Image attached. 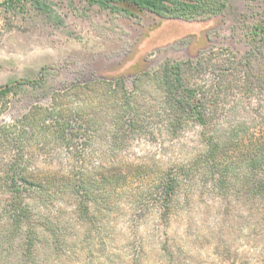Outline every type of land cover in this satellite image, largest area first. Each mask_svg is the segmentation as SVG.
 Listing matches in <instances>:
<instances>
[{"label":"rangeland","instance_id":"rangeland-1","mask_svg":"<svg viewBox=\"0 0 264 264\" xmlns=\"http://www.w3.org/2000/svg\"><path fill=\"white\" fill-rule=\"evenodd\" d=\"M42 1L44 10L32 0H0V86L43 79L39 87L11 89L0 106V125L16 135L24 116L41 117L49 107H82L96 129L86 148L76 128L70 130L74 149L22 138L0 150V170H68L80 165L69 155L84 149L88 166H138L154 179L199 154L198 126L176 137L164 130L161 71L177 61L183 81L203 96L218 135L229 138V186L218 191L196 178L163 215L148 180L132 179L102 192L112 204L85 223L70 197L52 199L41 212L52 222L70 223L67 260L43 241L31 260L15 249L0 253V264H264V197L251 192L264 169L250 170L243 160L249 125L262 124L264 116V43L254 31L264 17V0H227L221 13L195 20L147 10L129 16L87 0ZM249 68L262 81L261 90L241 88Z\"/></svg>","mask_w":264,"mask_h":264},{"label":"trees","instance_id":"trees-1","mask_svg":"<svg viewBox=\"0 0 264 264\" xmlns=\"http://www.w3.org/2000/svg\"><path fill=\"white\" fill-rule=\"evenodd\" d=\"M32 2L43 10L47 6L42 0ZM87 2L129 16L133 15V10H147L162 17L195 20L221 13L226 7L227 0H87ZM254 31L260 34L264 43V17L254 26ZM180 66V62L173 61L166 62L162 67L161 80L166 100L164 130L169 136L176 137L186 131L187 126H198L202 147L200 153L185 157L187 160L183 163L171 164L167 171L156 175L154 179H151L148 171L140 170L138 166L127 171L121 170L120 163L103 164L99 161L97 166H88L86 158L89 156L84 149L73 150V154L69 155L72 161L74 159L80 165L68 170L51 173L17 167L0 170V253L9 254L17 249L20 256L29 261L34 256L36 245L44 241L67 260L72 245L66 232L70 223L58 219L52 222L54 218L47 217L44 211L41 212L50 206L49 201L64 195L72 199L77 219L85 223L94 213L105 211V208L112 204L111 198L103 197L102 192L129 184L132 179L148 180L147 186L154 191L156 196L154 201L163 215L170 211L178 192L184 190V187L189 186L196 178L218 191L229 186L231 159L229 138H221L218 135L217 125L206 117L203 96L183 81ZM261 83L259 77L250 72V68L242 74L240 80L241 88L248 93L261 90ZM25 84L33 88L39 87L43 84V79L41 77L20 79L15 81V85L8 83L0 86V106L13 87L19 89ZM84 112L82 107H74L71 110L46 108L41 117L33 114L24 116L19 123L22 130L16 135L8 131L9 126L0 125V150L11 149L19 144L18 142H22V138L28 136L37 140L42 139L45 146L57 143L74 149L76 137L71 131L75 128L83 131L81 146H91L96 126L92 116ZM263 117L261 118L263 123L260 125L251 122L253 126L249 125L250 132L245 136L247 141H243L245 151L243 160L250 170L256 167L264 169ZM76 123L79 124L74 126ZM28 131H32L33 136L27 135ZM232 141L236 143L238 140L235 137ZM25 159L28 160L22 155L21 160ZM253 182L255 183L251 186V192L264 197V173L260 179H254ZM140 199L138 196L137 200Z\"/></svg>","mask_w":264,"mask_h":264}]
</instances>
